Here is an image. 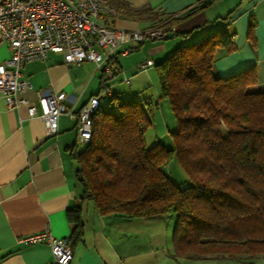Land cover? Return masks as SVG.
I'll use <instances>...</instances> for the list:
<instances>
[{"label": "trees", "instance_id": "obj_1", "mask_svg": "<svg viewBox=\"0 0 264 264\" xmlns=\"http://www.w3.org/2000/svg\"><path fill=\"white\" fill-rule=\"evenodd\" d=\"M111 3L119 15L156 21L150 27L177 25L172 15L124 0ZM232 44L228 30L217 29L157 64L160 96L170 100L178 121L174 150L160 142L146 145L153 125L145 107L149 98L111 92L106 97L119 112L102 110L111 80L102 74L91 141L72 152L82 198L93 200L99 214L150 218L176 211L173 246L186 258L264 255V92L252 89L258 82L255 66L230 76L214 74L218 50ZM174 153L191 181L186 188L162 168ZM68 215L74 251L84 234L81 207Z\"/></svg>", "mask_w": 264, "mask_h": 264}, {"label": "crops", "instance_id": "obj_2", "mask_svg": "<svg viewBox=\"0 0 264 264\" xmlns=\"http://www.w3.org/2000/svg\"><path fill=\"white\" fill-rule=\"evenodd\" d=\"M124 1L134 8L172 15L178 20L179 34L165 40H146L121 55L119 74L109 81L110 92L125 84L130 91L127 97L141 96L152 85L160 95L157 64L179 47L223 28L232 35L233 44L218 50L214 74L230 76L255 66L258 82L252 89L264 92V0H229L225 7L222 2L227 0ZM155 22L123 14L116 19L118 27L128 30L145 29ZM10 56L11 49L2 42L0 32V59ZM148 61L153 64L146 65ZM22 72L29 82L22 95L31 103L38 104V91L52 88L65 91L67 106L76 112L99 93L103 74L94 61L67 65L64 55L55 51L44 60L27 63ZM79 143L78 121L68 114L60 116L58 134L50 136L43 119L31 117L27 105L9 108L0 95V264L51 261L53 255L47 243L27 244L20 239L47 228L58 238L70 237L73 225L68 213L77 206L82 210L84 234L74 245L71 264H264V255L182 257L176 254L173 240L166 244L145 231L148 221L158 216L99 214L95 203L91 205L82 198V186L76 178L78 165L72 152L76 147L82 150Z\"/></svg>", "mask_w": 264, "mask_h": 264}, {"label": "built area", "instance_id": "obj_3", "mask_svg": "<svg viewBox=\"0 0 264 264\" xmlns=\"http://www.w3.org/2000/svg\"><path fill=\"white\" fill-rule=\"evenodd\" d=\"M112 0H0L1 40L11 49V56L0 59V95L9 108L28 106L31 117L45 122L47 134L59 131V118L68 114L79 125L80 143L86 146L92 137L93 115L100 106L101 96H93L78 112L66 104L65 91L52 88L38 91L37 103L22 93L29 87L23 78L24 66L44 60L50 51L62 53L67 65L94 61L109 79H114L120 55L128 54L136 44L146 40L175 37L177 25L128 30L116 25L118 10ZM104 64V65H103ZM148 61L146 65H152ZM145 65V66H146ZM125 82L130 80L125 78ZM110 96L111 92H103ZM27 244L47 243L53 259L47 264H71L74 251L69 238H58L49 228L24 236Z\"/></svg>", "mask_w": 264, "mask_h": 264}, {"label": "rangeland", "instance_id": "obj_4", "mask_svg": "<svg viewBox=\"0 0 264 264\" xmlns=\"http://www.w3.org/2000/svg\"><path fill=\"white\" fill-rule=\"evenodd\" d=\"M228 1L229 0L225 2L223 1L222 6L225 7L224 5H226ZM147 90V94L141 96L138 95L140 99L149 98L148 100H150V104H145V107L148 111L150 119L153 121V125H151L145 133L146 145L147 147H153L155 144L160 142L167 149L174 150L175 142L173 138V132L178 130V121L171 102L169 99L162 98L160 95H158L154 86H149ZM113 91L118 92L123 98L130 94V91L127 89L125 84L122 85L121 88H114ZM102 95L104 97L102 100V110H112L115 113H118V105H111L105 93ZM161 122L163 125L161 124L160 127ZM164 133L165 135H163ZM83 147L84 146L79 143V148L83 149ZM162 168L180 187L186 188L191 184V181L181 166L176 153L173 154L170 161L164 164ZM88 201L91 203V205H94L93 200H87V203ZM152 219L154 220L148 221L147 229L145 231H147L156 239L164 241L166 244H170L172 242L173 231L177 223L178 213L174 210H171L170 212L164 214V216H158Z\"/></svg>", "mask_w": 264, "mask_h": 264}]
</instances>
